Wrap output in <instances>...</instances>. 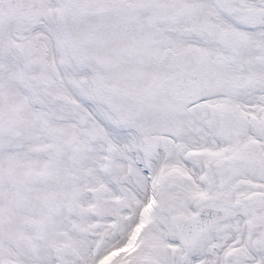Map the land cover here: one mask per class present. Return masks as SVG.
Segmentation results:
<instances>
[{
	"label": "snow or ice",
	"instance_id": "1",
	"mask_svg": "<svg viewBox=\"0 0 264 264\" xmlns=\"http://www.w3.org/2000/svg\"><path fill=\"white\" fill-rule=\"evenodd\" d=\"M0 264H264V0H0Z\"/></svg>",
	"mask_w": 264,
	"mask_h": 264
}]
</instances>
